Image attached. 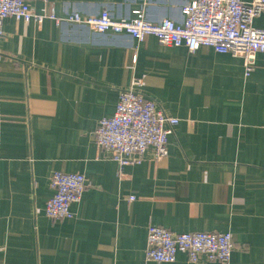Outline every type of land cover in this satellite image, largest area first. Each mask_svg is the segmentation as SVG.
Instances as JSON below:
<instances>
[{
	"label": "crops",
	"instance_id": "crops-1",
	"mask_svg": "<svg viewBox=\"0 0 264 264\" xmlns=\"http://www.w3.org/2000/svg\"><path fill=\"white\" fill-rule=\"evenodd\" d=\"M192 0H27L38 14L117 18L143 9L183 19ZM250 3L252 0H243ZM264 29V12L252 20ZM0 37V264L169 263L145 258L149 225L174 233L230 232L229 264H264V52L242 58L153 35L98 34L85 25L7 16ZM135 87L178 118L167 153L120 165L94 130L121 89ZM55 171L83 174L72 216L44 211Z\"/></svg>",
	"mask_w": 264,
	"mask_h": 264
},
{
	"label": "built area",
	"instance_id": "built-area-1",
	"mask_svg": "<svg viewBox=\"0 0 264 264\" xmlns=\"http://www.w3.org/2000/svg\"><path fill=\"white\" fill-rule=\"evenodd\" d=\"M44 2L48 0H43ZM264 12V0H192L182 9L183 19L175 22L164 18L150 22L143 9L133 10L132 16L115 17L105 7L95 15L81 16L71 12L66 18L35 13L27 0H0V37L2 22L7 16L41 24L45 18L57 24L68 22L85 25L95 33L126 34L141 42L153 35L162 45L185 46L190 52L209 46L218 53H230L242 58L244 75L254 69L257 52H264V29L252 24L253 18ZM141 81L134 79L129 88L118 93L115 110L110 117L98 120L94 130L97 146L108 151L120 165L140 163L148 148L153 158L161 159L167 153L168 137L179 119L167 115L150 97L139 92ZM53 190L46 201L45 214L51 219L72 216L70 206L80 201L86 180L80 173L53 172L50 179ZM233 249L230 232L174 233L166 228L149 225L146 234L145 258L158 263H169L178 252L190 262L201 260L229 264Z\"/></svg>",
	"mask_w": 264,
	"mask_h": 264
}]
</instances>
